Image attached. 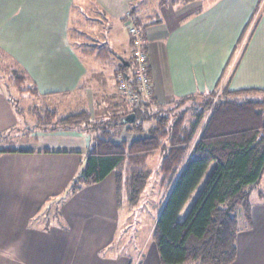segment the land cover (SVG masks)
Wrapping results in <instances>:
<instances>
[{"label":"crops","instance_id":"crops-1","mask_svg":"<svg viewBox=\"0 0 264 264\" xmlns=\"http://www.w3.org/2000/svg\"><path fill=\"white\" fill-rule=\"evenodd\" d=\"M87 9L92 17L84 15ZM255 10L259 21L245 39V25ZM98 18L123 24L126 37L129 22L144 26L158 108L223 88L264 91V0H0V52L41 97L28 103L62 107L79 95L92 106L96 95L106 94L112 116L125 109L116 94V74L126 59L120 52L130 60L129 37L114 54V65L107 47L82 52L85 42L76 39V46L70 35L73 27L88 26L92 32ZM17 123L0 85V135L11 136ZM138 138L124 129L112 135L115 142ZM37 139L20 147L34 153L0 155V264H161L154 241L134 260L117 255L114 173L59 200L90 147L87 134L58 131ZM250 203V219L238 230L232 264H264V203Z\"/></svg>","mask_w":264,"mask_h":264},{"label":"trees","instance_id":"trees-1","mask_svg":"<svg viewBox=\"0 0 264 264\" xmlns=\"http://www.w3.org/2000/svg\"><path fill=\"white\" fill-rule=\"evenodd\" d=\"M135 24L144 29L142 24ZM130 60L124 59L118 69L128 71ZM10 64L13 82L8 85L5 81V85L16 89L22 98L10 97L8 90L4 93L18 116L22 114L18 102L41 97L28 77ZM220 91L217 102L210 108V102L205 100L188 125L184 124L186 107L172 112L158 108L152 101V108L140 102L130 110L123 103L125 109L116 114L124 131L143 136L131 142H115L112 135L120 128L109 132L105 125L95 124L86 111L59 117L56 110H44L42 118L38 115L42 122L35 128L40 132L92 134V143L59 200L71 198L114 173L117 208L121 207L123 191L129 206H135L151 175L146 163L161 151L159 185L167 189V197L152 230L160 263L232 264L239 230L237 215L241 211L245 220L250 219V195L264 173V91ZM189 100L179 102L175 108H182ZM208 110L210 114L203 123ZM128 116L132 119L125 122ZM7 133L0 135V155L34 153L8 145ZM200 185L191 208L179 220L184 205Z\"/></svg>","mask_w":264,"mask_h":264},{"label":"rangeland","instance_id":"rangeland-1","mask_svg":"<svg viewBox=\"0 0 264 264\" xmlns=\"http://www.w3.org/2000/svg\"><path fill=\"white\" fill-rule=\"evenodd\" d=\"M84 15L89 18L92 17L93 11L92 9H87V11L84 12ZM259 11L255 10L250 22L245 25L244 29V38L247 39V37L250 36L252 31L254 30L256 24L259 21ZM134 22V21H132ZM135 23V22H134ZM129 24V23H128ZM95 30V31H94ZM94 32H90L88 30V26L86 27H73L70 31V35L74 38L73 43L74 45L78 46V42L76 39H81L85 44L86 47H80L82 52H88L96 50L98 53L101 52V49L103 47H107V51H111V62L116 65V58H114V54L116 55L120 49H123L125 43L127 42L126 34L123 30V24L121 23H115L114 21H111L109 19H101L98 18L97 22H95V28ZM83 33L84 36H78L80 33ZM127 32V30H126ZM78 33V34H77ZM77 35V36H76ZM130 40V38H129ZM105 43L103 46L102 44ZM130 47V45H129ZM131 49V48H130ZM124 51V50H123ZM0 85L6 92L10 95L12 98H16L19 100L21 97V94L18 93V91L14 88H11V86L8 88L5 85H12L11 80L13 79V76L10 75L9 70L11 69V62H13L10 58L5 57L6 55L3 52H0ZM123 57L128 59L127 56H125L124 52H120ZM124 53V54H123ZM5 55V56H4ZM86 55V53H84ZM101 55V54H100ZM86 61L88 58H85ZM110 58L108 57V60ZM116 61V62H115ZM14 63V62H13ZM125 71H119L116 74V83L118 80V77L124 73ZM108 94H111L110 92ZM117 96L120 98V101L124 103L120 93L116 90ZM221 94V91H215L212 94H207L205 96H196L189 98L190 100L184 104V106L180 109H176L175 106L179 105V102L166 106L165 110H170L172 112H179L186 107L187 115L185 118V125H188L190 122H192L194 119V111L196 109H199L200 106L205 102V100L210 102V108L217 102L219 95ZM75 99L69 101L65 106L62 105L56 106V104L49 103L48 101H37L33 100L30 103L27 101L18 102V109L21 110L22 114H18V123L16 127V131H12V134H9L11 136L6 137L8 139V145L13 146L16 149H20L22 147L21 145L24 144H33L36 142L35 140H38L37 138L40 137V134L43 132H40L39 130L35 129L36 126L40 125L42 122L41 118L44 116L46 109H53L56 110L59 117H64L69 114L78 113L81 111H86L88 113V116L93 120L96 121L99 125H105L104 129L112 132L115 130V128H120V130H123L125 128L124 125H121L122 120H119L118 115L116 114L114 117H112L113 112L110 109L109 106V98L106 94L96 95L95 99H93V105L88 106V101L85 100L83 97H80L79 95L74 97ZM183 103V101H180V104ZM125 104V103H124ZM91 107H94V109L91 111ZM154 107V105H153ZM150 108V107H148ZM149 110V109H148ZM152 110V109H151ZM183 111V112H184ZM44 112V113H43ZM176 114V113H175ZM210 114V110L205 112V119L203 120V123L205 122L207 116ZM40 115V119L39 116ZM119 120V121H118ZM172 119L170 118L169 123H171ZM120 122V123H119ZM202 123V124H203ZM103 129V130H104ZM101 131V130H100ZM100 132H96L97 136H100ZM95 134V135H96ZM92 135V134H91ZM91 135L87 134L89 139L91 138ZM143 137V136H139ZM94 139V137H93ZM92 143V141H91ZM162 152L158 151L155 153V155L148 159L146 166L148 170H150V178L147 182L146 191L141 197L140 201L135 206H129L127 203L125 192L123 191V197L121 202V207L118 208V215H119V224H118V232L116 234L115 242H114V248L117 253V255H125L128 258L134 260L139 253H142L146 251V244H150L153 242L152 240V230L154 227V223L157 219V216L161 210V207L165 201V198L167 197V189L164 190L163 187H160V174H158V169L160 168V164L162 161ZM201 188V185L192 193L187 203L184 205L182 211L179 215V220H183L186 214L188 213L189 209L191 208L195 198L197 197L199 190ZM251 202H259L264 203V183L257 185L254 187V189L251 192L250 195ZM50 214H54V211L52 210ZM238 217V226L239 228L242 225L248 224L249 221L245 220L242 217V212L240 211L237 215Z\"/></svg>","mask_w":264,"mask_h":264},{"label":"built area","instance_id":"built-area-1","mask_svg":"<svg viewBox=\"0 0 264 264\" xmlns=\"http://www.w3.org/2000/svg\"><path fill=\"white\" fill-rule=\"evenodd\" d=\"M126 30L130 38L131 60L128 71L118 77L117 91L130 110L136 108L140 102L152 108V86L148 74L143 30L134 22H129Z\"/></svg>","mask_w":264,"mask_h":264},{"label":"water","instance_id":"water-1","mask_svg":"<svg viewBox=\"0 0 264 264\" xmlns=\"http://www.w3.org/2000/svg\"><path fill=\"white\" fill-rule=\"evenodd\" d=\"M125 66H128V63H125ZM132 119V116H128L124 119L125 122L130 121Z\"/></svg>","mask_w":264,"mask_h":264}]
</instances>
